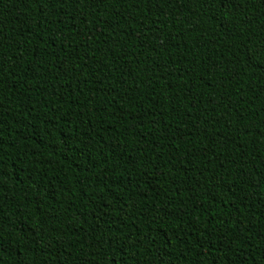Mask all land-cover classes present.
<instances>
[{
  "label": "trees",
  "instance_id": "1",
  "mask_svg": "<svg viewBox=\"0 0 264 264\" xmlns=\"http://www.w3.org/2000/svg\"><path fill=\"white\" fill-rule=\"evenodd\" d=\"M0 264H264V0H0Z\"/></svg>",
  "mask_w": 264,
  "mask_h": 264
}]
</instances>
